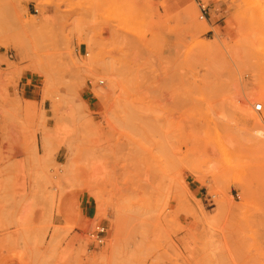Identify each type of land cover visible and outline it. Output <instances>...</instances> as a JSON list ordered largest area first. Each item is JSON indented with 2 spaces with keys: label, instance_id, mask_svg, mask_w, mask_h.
Returning <instances> with one entry per match:
<instances>
[{
  "label": "rangeland",
  "instance_id": "obj_1",
  "mask_svg": "<svg viewBox=\"0 0 264 264\" xmlns=\"http://www.w3.org/2000/svg\"><path fill=\"white\" fill-rule=\"evenodd\" d=\"M254 116L264 0H0V264H264Z\"/></svg>",
  "mask_w": 264,
  "mask_h": 264
},
{
  "label": "built area",
  "instance_id": "obj_2",
  "mask_svg": "<svg viewBox=\"0 0 264 264\" xmlns=\"http://www.w3.org/2000/svg\"><path fill=\"white\" fill-rule=\"evenodd\" d=\"M206 16V7L204 5L200 6V19L205 18ZM100 84L103 83V80L99 81ZM253 109L255 112H260L263 109V104L257 102L254 104ZM107 234V228L102 223L95 224L89 231L88 237L92 240L94 244L102 245L104 243L105 236Z\"/></svg>",
  "mask_w": 264,
  "mask_h": 264
},
{
  "label": "bare ground",
  "instance_id": "obj_3",
  "mask_svg": "<svg viewBox=\"0 0 264 264\" xmlns=\"http://www.w3.org/2000/svg\"><path fill=\"white\" fill-rule=\"evenodd\" d=\"M251 121L254 123V125H259V126H261V125L264 124L263 118H261V117H256V116H254V117L251 119ZM94 170H95V168H94ZM95 171H96V170H95Z\"/></svg>",
  "mask_w": 264,
  "mask_h": 264
}]
</instances>
